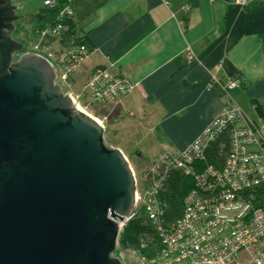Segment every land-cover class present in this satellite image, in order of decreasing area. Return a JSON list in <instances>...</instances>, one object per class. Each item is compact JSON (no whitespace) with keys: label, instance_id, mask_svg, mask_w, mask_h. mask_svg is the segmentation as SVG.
Instances as JSON below:
<instances>
[{"label":"water","instance_id":"obj_1","mask_svg":"<svg viewBox=\"0 0 264 264\" xmlns=\"http://www.w3.org/2000/svg\"><path fill=\"white\" fill-rule=\"evenodd\" d=\"M17 10L0 0V264H123L135 173L50 61L13 39Z\"/></svg>","mask_w":264,"mask_h":264},{"label":"crops","instance_id":"obj_2","mask_svg":"<svg viewBox=\"0 0 264 264\" xmlns=\"http://www.w3.org/2000/svg\"><path fill=\"white\" fill-rule=\"evenodd\" d=\"M72 9L91 48L75 79L85 86L103 67L138 84L110 107L120 116V141L152 159L187 149L223 110L221 87L233 79L238 87L229 93L244 113L250 102L264 108V2L73 0Z\"/></svg>","mask_w":264,"mask_h":264},{"label":"built area","instance_id":"obj_3","mask_svg":"<svg viewBox=\"0 0 264 264\" xmlns=\"http://www.w3.org/2000/svg\"><path fill=\"white\" fill-rule=\"evenodd\" d=\"M72 3L73 0H44V5L50 9L63 6L53 18L54 25L47 26L40 34L43 38L56 37L60 42L61 49L56 53L49 47H40L49 57L58 59L62 71L57 74L56 83L63 90H73L75 72L91 52L88 44L78 39L84 36L64 37L70 30L66 22L74 14ZM249 3L250 0H237L242 8ZM187 56L189 61L196 58L191 48H187ZM236 87L237 79L221 87L225 95L223 111L186 151L179 156L160 154L144 172L146 178L162 183L167 182L173 172L181 171L195 183L197 176L192 173L199 170L203 173L199 177L209 174L212 182L197 183L196 189L185 198L184 214L171 222L172 228L164 224L168 201L161 200L158 194L165 185L149 186L143 194L137 190L133 213L118 222L120 232L130 219L141 214L142 204L149 202L152 205L149 204L144 221L152 228L139 238L136 249H123L119 236L116 252L123 264H264V121H246L241 107L228 94ZM134 88L132 80L98 67L88 76L82 91L69 95L76 107L81 106L79 101L89 107L117 101ZM215 143L219 145V155L225 149L224 160L219 165L207 162L209 148ZM158 241L161 245L158 251L154 250L151 256L144 254L143 251ZM122 250L130 257L128 263Z\"/></svg>","mask_w":264,"mask_h":264},{"label":"rangeland","instance_id":"obj_4","mask_svg":"<svg viewBox=\"0 0 264 264\" xmlns=\"http://www.w3.org/2000/svg\"><path fill=\"white\" fill-rule=\"evenodd\" d=\"M12 2L14 5L18 6L17 13L20 15V20L17 22V25H16V31L12 35L13 39L18 41V42L24 43V50H23L24 53H27V52L28 53H35V54H39V55L47 58L50 61V63L52 64V66L54 67L55 72H56V78H57V74L61 70V68L58 64V62H59L58 59L49 57L48 54L46 52H44L40 46L49 47L52 53L59 52L61 49V45H60L58 38L53 37V36H46L43 38L40 35L42 31L38 33L37 37H33L31 35V31L33 29L32 25L29 24L28 20H27V18L30 14L37 12V11H41V10L45 11V15H46L45 19L50 20L52 18H55L56 16L52 15V13L49 11H55V9H50V8L46 7L44 5V0H12ZM215 2H212V3H215ZM47 23L48 24L51 23V25H54L52 23V20L48 21ZM49 26H50V24H49ZM36 47H39L40 50H35ZM22 53L23 52H21V54ZM16 59H18V57L15 56V60ZM190 61H192V60H190ZM76 73H77V71L75 72V74ZM79 73H80V69H79ZM117 73L120 74L121 76H123L120 72H117ZM123 77H126L129 80H132L128 76H123ZM76 79H75V77L73 79V82H74L73 90H68V89L64 88L63 91L67 95H69L70 93H74L76 95V94H78V92H80L84 89V85L81 87L82 83L78 82ZM134 84H135V88L130 93H132L138 86V84L136 82H134ZM130 93H128L127 95H129ZM79 102L81 105V106H79L81 108V110L83 112H85L86 114H88L89 116L93 117L95 120H97L98 123H100L105 128V143H106V145L108 147H111V148H116V149L121 148L119 150H121L123 152V154L126 156V158L130 162L132 169L135 173L136 180H137V189L136 190H138L141 194H143L144 191L146 190V188H148L149 186H152V188H155V187L161 188V186L165 185L163 191L160 192V189H159L158 194H159L160 199L166 202V199H169L168 196L170 193V186L173 185L176 178H179V176L181 178H185L184 177L185 175L181 171H176V172H173L171 174V176L167 180V182L163 181L162 183H159L152 177H150V179L146 178L144 175V172L149 169L151 163L153 162V160L158 155L163 154V153H167V152L159 153L158 155H156L152 159V155L150 153L143 152L142 149L136 145V143L133 144V142H129V141H124V142L120 141L121 140L120 139V132L116 126L117 123L120 125V123H119L120 116L111 109L110 104H112L113 102L109 103V104H97V105L91 104L89 107L86 105L87 103H85V102L82 103V101H79ZM250 105L252 108L251 113H244L245 117H246V121L258 120V116H257V113H256L255 108H254V103L252 104L250 102ZM95 109H98L97 112L99 114H97ZM216 117H214V118H216ZM115 129H117V131ZM186 150L187 149H185L183 151H186ZM181 153H179L178 155H174V156H179ZM192 174L197 176L196 177L197 182L195 181V183H194L193 179L190 180V178H186V179L190 180V183H189V185L185 186V188H186L185 194L186 195H185L183 203H182L181 215L184 214L183 210H184L185 198H186V196H189L193 192L194 189H196L197 183L202 184V182H205V184H208V183L212 182V179H211L209 174H207L205 177H202V176L199 177V175L203 174L202 172H199V170L194 171ZM199 179H201L202 181ZM166 188H168V189H166ZM241 191H244V190L242 189ZM165 194H167V195H165ZM149 204L152 205L151 202L146 203V205L142 204V208L139 209V210H141V214L139 216L135 215V218L130 219L127 222V224L131 223L132 221H137V220H140L141 222H142V220L144 221L145 216L148 217L147 208H148ZM169 205H170V202H169ZM169 212H170V210L168 208L167 213H165V215H164V224L168 228H172L171 222L176 221V219H179L181 217V215L180 216L169 215ZM132 213H133V211H131L125 218H128ZM127 224L124 227V229L127 227ZM143 224H145V221L143 222ZM124 229H123V231H124ZM123 231L121 232V235H122ZM146 233H148V232L147 231L145 232V230H144L143 233L140 235V237ZM121 235H120V239H121ZM120 239H119V241H120ZM123 249H127V247L123 248ZM122 251H123V254H124L126 261L129 260L130 257L126 254V252H124V250H122ZM114 256L117 257V252H115ZM127 263H128V261H127Z\"/></svg>","mask_w":264,"mask_h":264},{"label":"trees","instance_id":"obj_5","mask_svg":"<svg viewBox=\"0 0 264 264\" xmlns=\"http://www.w3.org/2000/svg\"><path fill=\"white\" fill-rule=\"evenodd\" d=\"M62 6H63V4L60 5L57 9H55V11H49V12H51L52 15L56 16V14L58 13V11L61 9ZM45 17H46L45 11H43V10L34 12L28 16V18H27L28 23L31 24L32 28H33L31 31V35L33 37H37L39 32H41L44 28L49 26V24L51 25V23L48 24V23L44 22ZM66 24L69 26L70 30L68 31V33L64 37H66L68 39V38L72 37L73 35L78 34L76 24L72 18L68 19ZM78 39L80 41L84 42L85 44H89L86 36L79 37ZM90 50H91V48H90ZM228 94L230 95L229 92H228ZM254 106H255L257 116H258V120H255L254 122L259 123L260 120L264 121V108L259 106L258 104H254ZM95 110L97 112L98 109H95ZM97 114H99V113L97 112ZM225 134H226L225 142L227 143L228 134H229L228 131ZM218 146L219 145L216 143L212 144L210 146L209 151H208L207 162H209V163L215 162L216 165H219V163L224 160L225 149L223 150V153L221 155H219L220 150L218 149ZM189 183H190L189 179L181 178L179 176V178L175 179L173 185L170 186V193L168 196L169 199H167L168 204L170 202L169 215H174V216H180L181 215L182 203H183L184 197L186 195L185 194L186 193L185 186L189 185ZM143 222H144L143 220H142V222L140 220H137V221H132L131 223H129L127 225V227L124 229V231L121 235V239H120L121 247H123V248L131 247L133 249L138 248V241H139L140 235L143 233L144 230H145V232L146 231L148 232L152 228L150 223L149 224H146V223L143 224ZM160 248H161V245L159 244V241H158V244H155V246H153V247H149L148 249H146L143 252H144V254L151 256L153 254L154 250L158 251Z\"/></svg>","mask_w":264,"mask_h":264},{"label":"flooded vegetation","instance_id":"obj_6","mask_svg":"<svg viewBox=\"0 0 264 264\" xmlns=\"http://www.w3.org/2000/svg\"><path fill=\"white\" fill-rule=\"evenodd\" d=\"M20 54H21V53H19V54H16L15 56H16V57H19V55H20Z\"/></svg>","mask_w":264,"mask_h":264},{"label":"bare ground","instance_id":"obj_7","mask_svg":"<svg viewBox=\"0 0 264 264\" xmlns=\"http://www.w3.org/2000/svg\"><path fill=\"white\" fill-rule=\"evenodd\" d=\"M260 1H261V0H260ZM78 109L80 110V108H79V107H78ZM120 235H121V232H120ZM120 235H119V236H120Z\"/></svg>","mask_w":264,"mask_h":264}]
</instances>
